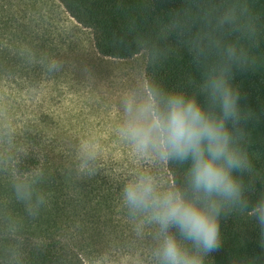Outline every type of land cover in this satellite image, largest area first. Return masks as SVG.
Instances as JSON below:
<instances>
[{"label": "trees", "instance_id": "1", "mask_svg": "<svg viewBox=\"0 0 264 264\" xmlns=\"http://www.w3.org/2000/svg\"><path fill=\"white\" fill-rule=\"evenodd\" d=\"M49 6L73 27L90 30L98 55L125 60L145 52L147 84L206 106L202 83L219 60L209 39L238 47L243 60L230 66L229 78L246 114L235 134L251 163L236 173L247 207L221 211L219 246L203 264H264V235L248 212L264 197V0H0V86L16 100L61 69L57 62L65 54L55 48L42 18ZM228 11L238 26L217 25L216 17ZM197 41L205 46L202 54ZM1 108L0 264H85L93 243L129 214L120 199L125 181L82 169L81 158L70 155L63 134L52 127L50 113L23 118L16 112L13 127ZM185 169L166 161L168 185L184 187ZM33 176L39 177L35 190L43 202L29 212L12 183Z\"/></svg>", "mask_w": 264, "mask_h": 264}, {"label": "clouds", "instance_id": "2", "mask_svg": "<svg viewBox=\"0 0 264 264\" xmlns=\"http://www.w3.org/2000/svg\"><path fill=\"white\" fill-rule=\"evenodd\" d=\"M216 22L238 26L230 11L220 13ZM208 47L216 48L219 60L202 83L207 106L195 97L165 93L150 84H145L143 92L129 90L121 98L122 120L116 131L133 154L186 165L182 188L162 186L146 169L132 173L121 188L120 199L136 233L142 235L145 226H151L153 264H203L206 254L219 246L221 211L247 207L236 173L249 170L251 163L235 134V126L246 114L229 78L230 66L242 62L243 53L235 44L221 45L211 39ZM195 49L202 54L205 46L197 41ZM80 151L81 168L87 170L96 158L95 145L85 141ZM38 179L33 176L12 183L16 199L29 212L43 202L35 190ZM248 212L264 235V197Z\"/></svg>", "mask_w": 264, "mask_h": 264}, {"label": "rangeland", "instance_id": "3", "mask_svg": "<svg viewBox=\"0 0 264 264\" xmlns=\"http://www.w3.org/2000/svg\"><path fill=\"white\" fill-rule=\"evenodd\" d=\"M42 18L55 48L65 54H60L57 62L61 69L48 82L39 83L38 89L16 95L19 100L0 86L1 109L8 112V122L14 120L10 123L18 126L16 112L23 118L48 112L55 119L52 127L63 134L62 143L73 158H81L85 141L95 145L96 158L89 162L87 173L96 169L102 176L123 182L135 171L146 169L168 187L166 161L136 157L116 131L122 120V96L133 89L143 92L147 84V54L125 60L104 58L93 48L91 31L73 27L59 8H44ZM116 221L106 232L109 236L92 242L93 247L85 253V264H153L151 226L146 225L138 235L129 214L119 226Z\"/></svg>", "mask_w": 264, "mask_h": 264}]
</instances>
